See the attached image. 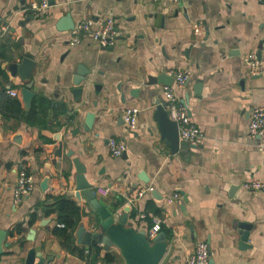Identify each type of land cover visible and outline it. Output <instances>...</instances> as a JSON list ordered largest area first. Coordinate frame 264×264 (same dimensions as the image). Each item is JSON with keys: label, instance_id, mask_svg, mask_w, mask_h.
<instances>
[{"label": "crops", "instance_id": "crops-1", "mask_svg": "<svg viewBox=\"0 0 264 264\" xmlns=\"http://www.w3.org/2000/svg\"><path fill=\"white\" fill-rule=\"evenodd\" d=\"M26 2L0 0V89L17 91L0 92V229L2 242L8 240L0 264H23L30 246L50 257L43 264H89L63 246L53 231L55 212L38 204L47 193L73 197L82 210L74 242L87 248L75 230L80 223L98 229L100 218L75 193L73 156L84 163L101 202L118 211L130 204L127 219L135 226L150 224L142 210L161 216L168 244L158 264H182L198 239L209 242L211 264H264V186L241 185L250 178L264 182V132H248L251 106L264 105V0H52L39 15ZM65 12L73 22L113 15V44L102 46L89 34L70 44V27H59ZM250 50L262 60L258 73L248 70ZM23 55L34 60L29 105L21 94L28 79L8 66ZM80 65L88 71L75 97L70 87ZM180 68L189 76L174 92L204 138L173 151L154 116L165 99L157 74L165 70L172 82ZM5 97L19 101L18 114L5 110ZM126 105L138 107L135 127L122 117ZM109 136L124 137L125 152L112 154ZM22 168L34 186L15 200ZM239 220L250 222L246 238ZM17 222L23 228L10 231ZM96 242L95 264H124L115 245ZM107 250L112 259L104 258Z\"/></svg>", "mask_w": 264, "mask_h": 264}, {"label": "water", "instance_id": "water-1", "mask_svg": "<svg viewBox=\"0 0 264 264\" xmlns=\"http://www.w3.org/2000/svg\"><path fill=\"white\" fill-rule=\"evenodd\" d=\"M52 0H48L51 2ZM73 19L69 12H65L60 17V28H67L73 25ZM34 64L33 58L28 55H23L20 62L11 61L8 66L14 73L18 70L20 76L26 81L25 86L21 88V94L23 101L26 105L30 104L33 90L30 88L32 79L30 78L31 69ZM87 68L78 66L76 73L72 78L74 86L70 87L75 97H78V93L82 91L83 85L80 81L84 78L87 72ZM158 77H162L163 83H170L172 76L167 74L165 70H161ZM80 96V94H79ZM79 99V98H77ZM166 100L162 99L158 102L154 116L158 120V126L160 133L164 140L168 142L170 148L174 151L179 147H186L189 145L184 139H180L178 135V128L176 120L170 118L165 108ZM91 113H88L85 118L84 127H88ZM125 152V150H123ZM73 162L76 168L74 174L75 177V193L78 197H84L88 201L89 207L96 211L99 216V227L98 229L86 228L83 223H80L75 234L77 241L84 243H90L91 241H100L104 248H108L110 245H115L120 254L124 258V264H158L161 257L166 250L168 241L164 230L159 229L157 233L149 238L146 234L145 228L135 226L131 220H128V211L130 204H124L121 211L108 206L106 203L100 201L94 192L93 184L85 176V165L77 157L73 156ZM156 189H152L155 192ZM48 220L47 217H43L42 220ZM250 222L239 220L238 226L241 227L242 238L247 236V228ZM35 231L34 227H30L27 233V237L31 238ZM5 230L0 229V252L3 250V245L8 244V240L2 242ZM50 257H44L40 252H37L34 246H30L27 249L26 255L23 260V264H43L45 260H49ZM212 259L210 258V263Z\"/></svg>", "mask_w": 264, "mask_h": 264}, {"label": "built area", "instance_id": "built-area-1", "mask_svg": "<svg viewBox=\"0 0 264 264\" xmlns=\"http://www.w3.org/2000/svg\"><path fill=\"white\" fill-rule=\"evenodd\" d=\"M48 0H27L25 7L30 9L34 15H39L47 10ZM116 24L114 16L111 14L92 18L91 16L79 19L70 27L69 43L75 44L82 37L89 34L91 38L102 46L113 44L116 37ZM245 61L251 73H258L262 68V60L254 50L245 53ZM189 76L188 68L173 70V81L162 85L163 96L166 100L165 108L170 118L176 120L179 138L184 139L189 144L197 145L202 142L204 132L200 126L194 122L189 114L185 102L178 99L174 92V86L185 83ZM5 89L10 94H16L15 88L7 85ZM138 107L126 105L122 110V117L129 127H135L137 123ZM248 132L252 136H259L264 132V105L257 104L251 106L249 110ZM107 146L112 154H120L126 148V142L122 136H109ZM241 185L246 188H261L264 182L257 178L244 179ZM34 186L32 174L22 168L17 174L16 183L13 188V198L20 199L28 193ZM141 193V191H140ZM149 214L150 224L145 227L149 238L153 237L161 228V216L152 211H140V216ZM62 224V223H60ZM85 250H88L86 248ZM210 244L205 239H198L186 255L182 264H211Z\"/></svg>", "mask_w": 264, "mask_h": 264}, {"label": "trees", "instance_id": "trees-1", "mask_svg": "<svg viewBox=\"0 0 264 264\" xmlns=\"http://www.w3.org/2000/svg\"><path fill=\"white\" fill-rule=\"evenodd\" d=\"M5 88H1L0 92H4ZM6 108L5 110L19 113V101L17 99H10L5 97ZM35 112V108L32 106L30 113ZM30 113H27V115ZM45 213L55 212L57 217V222L53 226V231L59 236L63 246L70 250L76 252L81 257L86 258L89 264H95L100 251V245L96 241H91L88 245V251H85L84 246H79L74 242L73 229L78 223V220L82 214L80 205L75 201V199L69 195L63 193L51 194L47 193L45 197L38 203ZM134 213V211H132ZM36 217L35 209L30 211L29 223H31ZM148 219L150 220L149 216ZM151 222V220L149 221ZM62 223V224H60ZM23 228L20 222H17L10 231L17 230L20 231ZM114 254L107 250L104 253L105 259H112Z\"/></svg>", "mask_w": 264, "mask_h": 264}]
</instances>
